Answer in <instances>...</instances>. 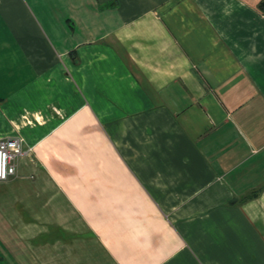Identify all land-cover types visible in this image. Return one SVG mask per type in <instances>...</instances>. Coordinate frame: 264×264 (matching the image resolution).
I'll use <instances>...</instances> for the list:
<instances>
[{"label":"crops","instance_id":"obj_1","mask_svg":"<svg viewBox=\"0 0 264 264\" xmlns=\"http://www.w3.org/2000/svg\"><path fill=\"white\" fill-rule=\"evenodd\" d=\"M0 264H264V0H0Z\"/></svg>","mask_w":264,"mask_h":264},{"label":"built area","instance_id":"obj_2","mask_svg":"<svg viewBox=\"0 0 264 264\" xmlns=\"http://www.w3.org/2000/svg\"><path fill=\"white\" fill-rule=\"evenodd\" d=\"M31 151V148L24 147L21 137L0 138V182L16 177L19 160L28 157Z\"/></svg>","mask_w":264,"mask_h":264}]
</instances>
